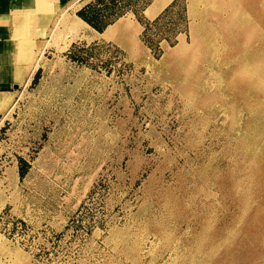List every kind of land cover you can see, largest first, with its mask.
<instances>
[{
	"label": "rangeland",
	"instance_id": "374dc122",
	"mask_svg": "<svg viewBox=\"0 0 264 264\" xmlns=\"http://www.w3.org/2000/svg\"><path fill=\"white\" fill-rule=\"evenodd\" d=\"M262 1L82 0L43 31L23 20L0 264H264ZM86 5L124 27L72 29Z\"/></svg>",
	"mask_w": 264,
	"mask_h": 264
},
{
	"label": "crops",
	"instance_id": "0c3cea01",
	"mask_svg": "<svg viewBox=\"0 0 264 264\" xmlns=\"http://www.w3.org/2000/svg\"><path fill=\"white\" fill-rule=\"evenodd\" d=\"M79 1L82 0H0V114L7 111L15 96V92L9 90L10 86L23 82L19 77L27 70V67L7 63V58H12V53H19L13 37L17 35L18 27L31 14L29 17L37 29L43 31L51 26L55 13ZM37 41L43 47V39L37 38Z\"/></svg>",
	"mask_w": 264,
	"mask_h": 264
},
{
	"label": "trees",
	"instance_id": "16d2710c",
	"mask_svg": "<svg viewBox=\"0 0 264 264\" xmlns=\"http://www.w3.org/2000/svg\"><path fill=\"white\" fill-rule=\"evenodd\" d=\"M99 10L100 9H94L90 5H86L77 12V15L85 22H87L92 28H94L98 32H102L107 25L114 22L115 17L111 18L109 12L103 15V13L101 12L102 9L101 11Z\"/></svg>",
	"mask_w": 264,
	"mask_h": 264
},
{
	"label": "bare ground",
	"instance_id": "6f19581e",
	"mask_svg": "<svg viewBox=\"0 0 264 264\" xmlns=\"http://www.w3.org/2000/svg\"><path fill=\"white\" fill-rule=\"evenodd\" d=\"M236 1V0H234ZM241 1V0H240ZM243 2L242 3H247L248 5L251 6V4H255L256 0H242ZM262 1V0H261ZM264 1V0H263ZM262 1V2H263ZM260 2V1H259ZM237 4H240L239 2ZM237 4H235L237 6ZM241 5V4H240ZM264 5V4H263ZM242 6V5H241ZM247 7V6H246ZM261 8V6H260ZM247 9V8H246ZM245 9V10H246ZM248 12V11H247ZM260 12V11H259ZM251 13V12H250ZM259 15V14H258ZM260 16V15H259ZM76 21L74 22V25L71 26L72 29H77L79 27H87L89 28V25L83 21L79 16H76ZM255 17V16H254ZM260 19V18H259ZM262 19V18H261ZM264 20V19H263ZM264 22V21H263ZM124 27V24H120V23H116L115 25L111 24V25H107V27L104 29L103 33H98V35H110L111 33H114L116 32L119 28H123ZM262 28V26L260 27ZM264 28V27H263ZM257 31V30H256ZM96 33V32H95ZM104 36V37H105ZM107 37V36H106ZM263 50L260 51V53L262 52ZM249 53H252V51H250ZM33 72V71H32ZM30 77H31V72L30 73H24L21 77H20V81H23V82H29L30 80Z\"/></svg>",
	"mask_w": 264,
	"mask_h": 264
}]
</instances>
